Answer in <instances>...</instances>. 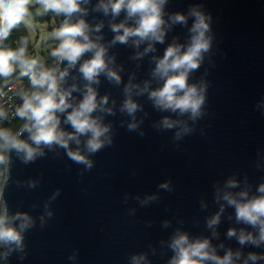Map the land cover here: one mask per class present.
Returning <instances> with one entry per match:
<instances>
[{
    "label": "clouds",
    "instance_id": "clouds-1",
    "mask_svg": "<svg viewBox=\"0 0 264 264\" xmlns=\"http://www.w3.org/2000/svg\"><path fill=\"white\" fill-rule=\"evenodd\" d=\"M170 2L0 0V264H10L14 255L20 261L26 259L27 234L37 227V219L41 229L47 226L46 218L55 215L50 204L61 194L57 188L44 202L39 217L31 214L37 210L36 204L30 205V211H12L5 191L17 160L27 166L49 154L54 159L66 157L80 166L82 179L95 167L92 158L114 145L116 125L109 117L119 116L120 128L143 138L142 126L149 117L147 103L156 113L166 114L150 127L157 132L171 131L176 142L193 134L197 122L208 115L207 77L216 67L213 57L219 53L214 51L213 17L203 4L191 5L186 12L168 11ZM44 18H54L58 26L37 38L34 33ZM177 26L186 30L183 42L173 35L158 55L157 45H165ZM21 28L25 34L11 40ZM107 33H111L110 39ZM37 45L46 51L36 52ZM118 45L133 50L130 61L148 57L147 78L139 80L130 71L125 82V66L117 63L112 51ZM222 56L227 58L226 53ZM201 68L204 71L197 79ZM102 82L120 90L119 102L110 90L101 94ZM10 94L15 97L11 103ZM261 108L264 99L256 105L257 110ZM174 146L180 149L179 144ZM257 156L264 159V150ZM255 168L264 173L259 162ZM67 170L71 171L70 165ZM136 174L132 172L133 177ZM14 183L17 188L32 190L40 182ZM212 189V205L217 210L204 216L202 232L186 230L183 217L160 221L162 230L171 229L166 240L158 241L160 258L171 253L165 264H264V176L254 182L247 174L234 171L222 184L213 182ZM160 191L173 192L171 180L159 183L157 193ZM128 199L125 194L123 202ZM134 199L143 208L161 198L150 194ZM199 203L201 212L208 210L203 199ZM135 214V208L127 212ZM153 223L147 221L146 226ZM222 223L229 225L223 240ZM199 224V218H194L193 225ZM149 254L157 256L152 245L149 252L131 253L125 259L127 264H152ZM78 256L79 250L74 249L67 259L75 264Z\"/></svg>",
    "mask_w": 264,
    "mask_h": 264
},
{
    "label": "water",
    "instance_id": "water-1",
    "mask_svg": "<svg viewBox=\"0 0 264 264\" xmlns=\"http://www.w3.org/2000/svg\"><path fill=\"white\" fill-rule=\"evenodd\" d=\"M194 4H203L213 17L214 51L219 50L213 57L216 67L207 77L208 115L197 122L193 134L176 142L171 131L157 132L150 127L166 114L156 113L147 103L149 117L142 126L146 132L143 138L120 128L119 116L109 117L116 125L114 145L92 158L95 167L82 179L80 166L63 153V158L49 154L27 166L17 160L5 191L12 211H30V205L36 204L37 210L31 214L39 217L44 202L57 188L61 194L50 204L55 215L46 218L47 226L41 229L37 219V227L27 234L26 259L20 261L14 255L10 264H73L67 257L74 249L79 250L75 264H127L126 255L149 252V245L157 249V256L149 254L152 264H165L171 253L160 258L158 241L166 240L171 229L162 230L161 220L183 217L186 230L200 233L204 216L217 210L212 205L213 182L222 184L234 171L247 174L254 182L264 176L255 168L257 162L264 166V159L257 156L264 150V108L256 109L264 99V0H171L167 10L186 12ZM185 32L177 26L165 45H157V54H163L173 35L183 42ZM112 51L117 63L125 66V82L130 71H135L139 80L147 78L148 57L134 62L128 59L132 49L118 45ZM203 71L196 73L197 79ZM109 90L119 102L120 90L102 82L101 94ZM133 171L137 173L134 177ZM28 180L39 181V186L29 190L14 183L23 185ZM167 180L174 191L157 193V185ZM125 194L129 196L126 204ZM150 194H158L160 202L141 208L134 199ZM202 199L209 206L205 212L200 211ZM132 208L135 216L127 215ZM194 218H199V226L193 225ZM147 221L154 222L152 227L146 226ZM228 226L221 224V240ZM227 243L237 246L234 241Z\"/></svg>",
    "mask_w": 264,
    "mask_h": 264
},
{
    "label": "rangeland",
    "instance_id": "rangeland-1",
    "mask_svg": "<svg viewBox=\"0 0 264 264\" xmlns=\"http://www.w3.org/2000/svg\"><path fill=\"white\" fill-rule=\"evenodd\" d=\"M53 26H58V22H54V18H51L50 20H42L40 22V29L37 33H34V35L38 38L41 34L50 31V29ZM42 50H45L41 48L39 45L35 48V51L42 54Z\"/></svg>",
    "mask_w": 264,
    "mask_h": 264
},
{
    "label": "trees",
    "instance_id": "trees-1",
    "mask_svg": "<svg viewBox=\"0 0 264 264\" xmlns=\"http://www.w3.org/2000/svg\"><path fill=\"white\" fill-rule=\"evenodd\" d=\"M51 18H44L43 20H50ZM21 34H25L24 29L21 28L19 31H15L11 37V40H15L18 38L19 35ZM32 50V48L30 47V51ZM46 50H42V54L45 52ZM14 125L18 126V122H14Z\"/></svg>",
    "mask_w": 264,
    "mask_h": 264
},
{
    "label": "built area",
    "instance_id": "built-area-1",
    "mask_svg": "<svg viewBox=\"0 0 264 264\" xmlns=\"http://www.w3.org/2000/svg\"><path fill=\"white\" fill-rule=\"evenodd\" d=\"M13 100H15V97H12L11 94H10L8 102L11 103Z\"/></svg>",
    "mask_w": 264,
    "mask_h": 264
}]
</instances>
